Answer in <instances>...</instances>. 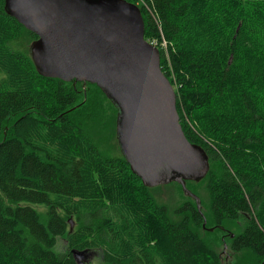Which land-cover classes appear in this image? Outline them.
Segmentation results:
<instances>
[{
    "label": "trees",
    "instance_id": "trees-1",
    "mask_svg": "<svg viewBox=\"0 0 264 264\" xmlns=\"http://www.w3.org/2000/svg\"><path fill=\"white\" fill-rule=\"evenodd\" d=\"M126 1L207 158L185 182L202 213L172 182L186 200L171 218L125 158L101 150L111 130L118 146L112 98L40 74L38 37L0 0V264H77L71 250L100 251L97 264H264V0Z\"/></svg>",
    "mask_w": 264,
    "mask_h": 264
},
{
    "label": "water",
    "instance_id": "water-1",
    "mask_svg": "<svg viewBox=\"0 0 264 264\" xmlns=\"http://www.w3.org/2000/svg\"><path fill=\"white\" fill-rule=\"evenodd\" d=\"M5 10L38 37L30 51L40 74L90 82L112 98L116 139L123 134L131 155L125 160L143 184L180 183L202 213L185 182L206 175L207 158L185 137L174 88L159 49L144 38L139 8L126 0H5ZM86 252L71 250L77 264H85Z\"/></svg>",
    "mask_w": 264,
    "mask_h": 264
},
{
    "label": "rangeland",
    "instance_id": "rangeland-1",
    "mask_svg": "<svg viewBox=\"0 0 264 264\" xmlns=\"http://www.w3.org/2000/svg\"><path fill=\"white\" fill-rule=\"evenodd\" d=\"M139 3L143 6L146 5L147 9L150 10L145 2H140ZM138 7L140 8L139 4ZM163 46L166 45L164 42H162ZM32 57V55H31ZM33 59V57H32ZM111 130L110 133V138L109 142L112 144L111 147H106L107 140H101L100 141V148L101 150L108 156V157H123L125 159L130 158V151L126 147V140L124 139L123 134L121 135L120 138L117 139L118 146L116 142L114 141V132ZM119 148V149H118ZM139 169V167H137ZM155 180V179H154ZM154 183V181H152ZM149 188L150 194L153 196L154 200L156 201L157 204L159 205H165L168 208V213L171 218L174 217V211L177 209L179 205L186 199L179 195L176 186L174 183H161L157 184ZM190 198V197H189ZM193 199V198H191ZM194 200V199H193ZM37 210H42L44 206H34ZM202 210L205 211L204 205L202 206ZM75 227L74 223H72V229ZM219 251L221 250L222 252V257L223 260H229L230 259V254L228 253L227 250V245L226 248L224 246H219ZM56 251L63 253L66 251V243L65 240L59 239L56 245ZM101 258V252L98 250H92V251H87L84 254V262L85 264H97L99 263V260Z\"/></svg>",
    "mask_w": 264,
    "mask_h": 264
},
{
    "label": "built area",
    "instance_id": "built-area-1",
    "mask_svg": "<svg viewBox=\"0 0 264 264\" xmlns=\"http://www.w3.org/2000/svg\"><path fill=\"white\" fill-rule=\"evenodd\" d=\"M153 44L156 45V42H152ZM165 43V42H164ZM162 48L166 51V45L163 46V44H161Z\"/></svg>",
    "mask_w": 264,
    "mask_h": 264
}]
</instances>
